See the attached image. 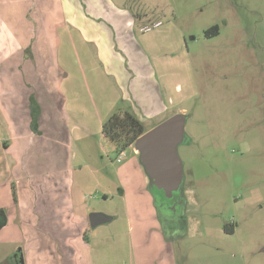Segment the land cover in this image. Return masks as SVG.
<instances>
[{
    "label": "rangeland",
    "instance_id": "rangeland-1",
    "mask_svg": "<svg viewBox=\"0 0 264 264\" xmlns=\"http://www.w3.org/2000/svg\"><path fill=\"white\" fill-rule=\"evenodd\" d=\"M79 1L86 13L106 10L105 1ZM111 2L131 11L138 31L160 27L148 44L173 58L168 70L185 88L187 97L166 113L186 116L181 219L161 214L134 144L119 162L103 139L104 121L133 105L101 69L96 49L64 34L59 50L41 55L69 74L54 86L59 100L53 120L44 121L47 136L30 134L26 122V99L40 76L32 45L0 66L4 90L15 95V141L46 140L25 162L15 150L14 178L0 187V211L10 218L0 226V264H21V256L24 264H264V0ZM32 3L30 11L39 0ZM43 24L28 12L13 26H25L33 43ZM214 24L219 34L206 37ZM62 38L57 33V45ZM94 210L114 219L92 229Z\"/></svg>",
    "mask_w": 264,
    "mask_h": 264
},
{
    "label": "crops",
    "instance_id": "crops-1",
    "mask_svg": "<svg viewBox=\"0 0 264 264\" xmlns=\"http://www.w3.org/2000/svg\"><path fill=\"white\" fill-rule=\"evenodd\" d=\"M101 1L103 3L105 1L106 10H93V13H86L82 7H78L79 0H39L37 7L31 11L32 0H0V66H8L9 61L13 59L10 57L15 52L24 50L31 44L37 63L36 69L37 72L40 71L38 84L34 87V92L29 91L31 93L27 96L25 107L29 133L35 134L30 129L29 109V97L32 93L35 94L42 107L40 117L42 134H38V138L44 136L43 132L47 133V136L49 134L47 130H51L49 125L44 128L43 124H45L44 121L46 123L49 120L52 121L55 115L56 108L53 99L56 98L58 101L59 95L54 86L57 84L56 88L60 87V84L64 82L63 77L69 75L67 73L62 77L58 59L53 62L52 59L46 57L48 60L45 62L41 55H44V51L48 49H50V54L46 52L47 56L48 54L53 55L54 50H59L65 39L64 34L75 33L86 45L89 44L94 50L96 49L97 61L103 66L101 69L106 75L114 78V85L119 88L123 100L133 105L132 109L144 122L154 119L158 121L156 124L160 123L170 117L166 113L176 103H182L187 97L183 91L184 85L181 86L176 80V75L168 70V67L172 66L169 61L173 58L158 52V46L155 51V45L148 44L149 37L147 36L149 35L147 34L155 30L160 31V27L138 31L135 28V17L130 10L118 8L111 0ZM28 12L32 18H40L44 22L43 26L41 25L38 39L33 43L30 41V32L25 26L17 32L13 26L17 18H25ZM57 17H60L59 23L56 22ZM93 17H101L103 20L97 21L92 19ZM69 23L73 25V28ZM44 26L48 29H43ZM58 27H60L59 30ZM56 32L59 35L62 34L63 37L59 45L56 41ZM18 33L22 35L17 38L15 35ZM46 39L49 46H46ZM72 43L76 42L72 40ZM5 74V72L0 73V187L9 185L14 178L15 150L25 162L32 148L39 147L36 144L42 145L46 141L36 139L33 142L32 136L27 135L15 141V95L12 89L4 90L3 88L2 82ZM42 97H47L48 100L44 102ZM159 117L160 120H158ZM9 223L10 218L5 213V217L0 220V226H7Z\"/></svg>",
    "mask_w": 264,
    "mask_h": 264
},
{
    "label": "water",
    "instance_id": "water-1",
    "mask_svg": "<svg viewBox=\"0 0 264 264\" xmlns=\"http://www.w3.org/2000/svg\"><path fill=\"white\" fill-rule=\"evenodd\" d=\"M185 123L186 116L176 113L150 128L134 143L149 175L151 188L163 191L166 199L173 198L176 192L182 193L185 175L178 146L185 139ZM0 215L5 217V211L1 210ZM113 219V215L104 211L94 210L89 213L92 229ZM21 262L24 264L23 257Z\"/></svg>",
    "mask_w": 264,
    "mask_h": 264
},
{
    "label": "trees",
    "instance_id": "trees-1",
    "mask_svg": "<svg viewBox=\"0 0 264 264\" xmlns=\"http://www.w3.org/2000/svg\"><path fill=\"white\" fill-rule=\"evenodd\" d=\"M220 32V25L214 24L204 31L206 37H212L218 35ZM29 109H30V129L35 134H42L40 128V117L42 115V107L37 100L35 94H31L29 97ZM150 127H147L143 120L134 112L132 106L128 105L120 107L111 117L104 121L102 125V137L104 140L112 145V149L120 155L127 148L131 147L137 138L143 133L148 131ZM157 191L158 190L154 187ZM227 232H234L232 225H226ZM88 240V237H85Z\"/></svg>",
    "mask_w": 264,
    "mask_h": 264
},
{
    "label": "flooded vegetation",
    "instance_id": "flooded-vegetation-1",
    "mask_svg": "<svg viewBox=\"0 0 264 264\" xmlns=\"http://www.w3.org/2000/svg\"><path fill=\"white\" fill-rule=\"evenodd\" d=\"M153 192V198L155 200V203L160 207L161 214L164 215L166 220H171L172 218L175 219H181L178 217V211L180 209L181 203L183 204V197H180L179 194L176 192L173 198L166 199L164 194L157 191L156 189L151 190ZM4 217L3 215H0V218L2 219ZM22 258V256H21ZM21 262V260H20ZM21 264H23L21 262Z\"/></svg>",
    "mask_w": 264,
    "mask_h": 264
},
{
    "label": "built area",
    "instance_id": "built-area-1",
    "mask_svg": "<svg viewBox=\"0 0 264 264\" xmlns=\"http://www.w3.org/2000/svg\"><path fill=\"white\" fill-rule=\"evenodd\" d=\"M124 154V152H122L120 155H119V157H118V161L120 162L121 161V156Z\"/></svg>",
    "mask_w": 264,
    "mask_h": 264
}]
</instances>
